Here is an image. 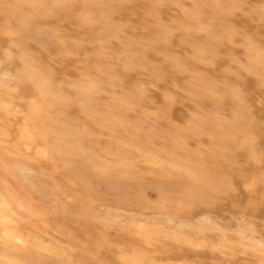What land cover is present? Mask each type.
I'll return each instance as SVG.
<instances>
[{"label":"rangeland","instance_id":"obj_1","mask_svg":"<svg viewBox=\"0 0 264 264\" xmlns=\"http://www.w3.org/2000/svg\"><path fill=\"white\" fill-rule=\"evenodd\" d=\"M0 264H264V0H0Z\"/></svg>","mask_w":264,"mask_h":264}]
</instances>
